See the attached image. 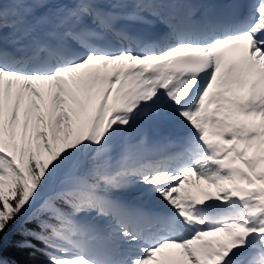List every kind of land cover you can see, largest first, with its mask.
Returning <instances> with one entry per match:
<instances>
[{
  "label": "snow or ice",
  "instance_id": "1",
  "mask_svg": "<svg viewBox=\"0 0 264 264\" xmlns=\"http://www.w3.org/2000/svg\"><path fill=\"white\" fill-rule=\"evenodd\" d=\"M13 224L41 264H264V0H0V264H31Z\"/></svg>",
  "mask_w": 264,
  "mask_h": 264
},
{
  "label": "trees",
  "instance_id": "2",
  "mask_svg": "<svg viewBox=\"0 0 264 264\" xmlns=\"http://www.w3.org/2000/svg\"><path fill=\"white\" fill-rule=\"evenodd\" d=\"M16 227L17 226L13 224L9 227L8 231L4 233L5 257L15 261H28L31 262V264H41L44 257L39 253L32 254L31 252L20 251L16 248V242L21 239L16 231ZM30 227H34V225H30Z\"/></svg>",
  "mask_w": 264,
  "mask_h": 264
},
{
  "label": "bare ground",
  "instance_id": "3",
  "mask_svg": "<svg viewBox=\"0 0 264 264\" xmlns=\"http://www.w3.org/2000/svg\"><path fill=\"white\" fill-rule=\"evenodd\" d=\"M13 19H15V17H13ZM144 132L147 135V137L149 138V140L151 141V140L156 139V137H158L160 135L164 136L167 134L168 136H173L179 132V129L175 128L174 126L162 125V126L156 127V128H145ZM134 198L135 197L133 196V199ZM134 204H137V203H134Z\"/></svg>",
  "mask_w": 264,
  "mask_h": 264
},
{
  "label": "rangeland",
  "instance_id": "4",
  "mask_svg": "<svg viewBox=\"0 0 264 264\" xmlns=\"http://www.w3.org/2000/svg\"><path fill=\"white\" fill-rule=\"evenodd\" d=\"M130 196H134L135 198L133 199V197L131 198ZM126 199L130 203H133L134 202V203H137V204H142V202H139V201H141V199H140V192H139V189L136 188V187H131V188L128 189L127 194H126Z\"/></svg>",
  "mask_w": 264,
  "mask_h": 264
}]
</instances>
